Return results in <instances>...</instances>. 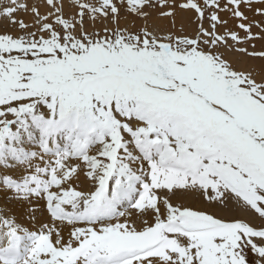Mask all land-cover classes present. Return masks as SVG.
Instances as JSON below:
<instances>
[{"label": "snow or ice", "instance_id": "1", "mask_svg": "<svg viewBox=\"0 0 264 264\" xmlns=\"http://www.w3.org/2000/svg\"><path fill=\"white\" fill-rule=\"evenodd\" d=\"M0 193V264H264V0H0Z\"/></svg>", "mask_w": 264, "mask_h": 264}, {"label": "bare ground", "instance_id": "2", "mask_svg": "<svg viewBox=\"0 0 264 264\" xmlns=\"http://www.w3.org/2000/svg\"><path fill=\"white\" fill-rule=\"evenodd\" d=\"M153 24V26H157L158 22L160 21V19H156L155 16L153 17L152 20H150ZM163 21H166L168 22V26H169V29L171 27V21L169 20H163ZM181 23H182V20H181V14L178 13L177 14V19H176V29L179 30L180 26H181ZM183 23L184 25L188 28V30L190 31L192 28L195 27L194 24H189L187 19H184L183 20ZM257 47L259 48L260 47V42H257ZM28 147H31V146H28ZM2 198H3V193H0V202H2ZM22 223H27V221L25 219H22L21 220Z\"/></svg>", "mask_w": 264, "mask_h": 264}, {"label": "rangeland", "instance_id": "3", "mask_svg": "<svg viewBox=\"0 0 264 264\" xmlns=\"http://www.w3.org/2000/svg\"><path fill=\"white\" fill-rule=\"evenodd\" d=\"M135 23H136L137 25H140V24L143 23V21L137 20ZM149 24H150V25H153L151 21H149ZM120 25H121L122 27L125 26V25L131 27V19H129V20L121 19V21H120ZM98 26H99V25H98ZM109 26L111 27L112 25L109 24ZM155 27H158V28H160V29H162V30L169 29L168 22L163 21V20H160V21L158 22L157 26H155ZM254 31H255V29H254Z\"/></svg>", "mask_w": 264, "mask_h": 264}]
</instances>
